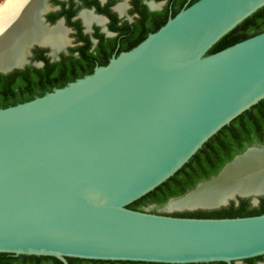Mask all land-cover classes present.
Returning <instances> with one entry per match:
<instances>
[{
	"label": "water",
	"instance_id": "water-1",
	"mask_svg": "<svg viewBox=\"0 0 264 264\" xmlns=\"http://www.w3.org/2000/svg\"><path fill=\"white\" fill-rule=\"evenodd\" d=\"M262 7L264 0H198L91 75L0 109V254L62 264H232L264 256V214L184 218L166 210L264 144L168 199L162 214L152 212L155 205L128 208L264 99V32L207 54ZM263 197L233 192L184 210H216L239 199L255 207Z\"/></svg>",
	"mask_w": 264,
	"mask_h": 264
},
{
	"label": "flooded vegetation",
	"instance_id": "flooded-vegetation-1",
	"mask_svg": "<svg viewBox=\"0 0 264 264\" xmlns=\"http://www.w3.org/2000/svg\"><path fill=\"white\" fill-rule=\"evenodd\" d=\"M190 1L186 0L182 3L181 0H42L44 6L42 25L47 29L59 26L62 30L63 42L32 44L29 55L25 54L22 63L14 65L15 68L10 73L33 72L50 65L57 79L52 86L72 79L76 81L106 66L112 58L133 49L134 42L138 41L142 35L148 34L152 27L165 20L166 24L170 18H173V11L180 4L181 8L185 9ZM4 2L5 0L0 7ZM57 261L38 256L8 255L0 258V264H62ZM67 263L158 264L74 260L73 258L67 259ZM232 264H264V256Z\"/></svg>",
	"mask_w": 264,
	"mask_h": 264
},
{
	"label": "trees",
	"instance_id": "trees-1",
	"mask_svg": "<svg viewBox=\"0 0 264 264\" xmlns=\"http://www.w3.org/2000/svg\"><path fill=\"white\" fill-rule=\"evenodd\" d=\"M181 1L183 3L186 0ZM196 1L198 0H191L187 7ZM182 9L180 4L173 11L172 17ZM165 22L166 20L152 27L148 34L142 35L138 41L134 42L133 47H136L144 41L149 34L158 31ZM263 32L264 7L257 10L222 37L211 47L207 54L210 55L219 52ZM52 68L49 65L42 70H35L33 72L15 71L7 75L0 74V109H6L32 101L55 89L67 86L70 81L74 82L72 79L69 82H62L56 84V86H52L57 81L55 78L56 74H54ZM255 143L260 145L264 144V99L218 131L175 175L144 197L128 205V208L134 211H144V209L151 205H155L156 207L162 206L168 199L181 196L188 190L194 188L199 182L217 175L225 164ZM152 212L155 213L156 211L153 210ZM262 214H264V199H260L257 207H252L247 199H239L237 205L231 202L225 208L173 213L171 215L184 218L218 219L251 217ZM8 255L0 254V258ZM45 258L57 261L51 257Z\"/></svg>",
	"mask_w": 264,
	"mask_h": 264
},
{
	"label": "bare ground",
	"instance_id": "bare-ground-1",
	"mask_svg": "<svg viewBox=\"0 0 264 264\" xmlns=\"http://www.w3.org/2000/svg\"><path fill=\"white\" fill-rule=\"evenodd\" d=\"M43 11L42 0H6L0 7V70L20 65L28 47L34 43L63 42L59 26L53 29L42 26L39 15ZM233 192L264 194V148L249 151L227 167L217 180L179 201H171L166 210L213 205Z\"/></svg>",
	"mask_w": 264,
	"mask_h": 264
},
{
	"label": "rangeland",
	"instance_id": "rangeland-1",
	"mask_svg": "<svg viewBox=\"0 0 264 264\" xmlns=\"http://www.w3.org/2000/svg\"><path fill=\"white\" fill-rule=\"evenodd\" d=\"M4 0H0V4L3 2ZM149 208V207H148ZM152 211L153 210H155V211H158V212H164L163 210H162V206H160V207H154V208H152L151 209ZM201 211H206V210H201ZM181 212H188L187 210H175V211H168V213H170V214H173V213H181Z\"/></svg>",
	"mask_w": 264,
	"mask_h": 264
}]
</instances>
